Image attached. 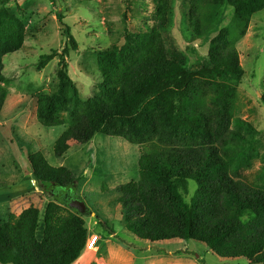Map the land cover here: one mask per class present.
<instances>
[{
    "label": "rangeland",
    "instance_id": "rangeland-1",
    "mask_svg": "<svg viewBox=\"0 0 264 264\" xmlns=\"http://www.w3.org/2000/svg\"><path fill=\"white\" fill-rule=\"evenodd\" d=\"M256 4L245 34L234 44L244 74L238 85L236 114L257 130L259 155L242 173L250 179L264 167V0ZM185 0H172L164 27L153 23L151 0H8L0 2V76L7 96L0 112V227L13 226L39 242L55 241L64 223L80 215L87 240L72 264H249L244 258H222L189 238L196 195L204 182L227 166L209 159L200 167L140 158L138 145L94 132L82 119L69 125H42L38 98L51 95L57 108L103 95L105 81L98 54L125 55L136 38L157 32L170 54L192 68L206 58L209 44L227 34L233 8L224 4L215 29L193 40ZM76 42L71 49L64 34ZM53 59L37 68L40 56ZM71 80L60 88L57 71ZM2 84V82H1ZM154 125L172 137L162 116L150 111ZM38 153L54 169L69 168L77 182L72 196L83 200L92 214L81 215L40 190L29 172L28 155ZM137 181L171 201L179 214V234L171 241L150 243L136 238L122 225L123 209L116 187ZM94 236L96 248H89Z\"/></svg>",
    "mask_w": 264,
    "mask_h": 264
},
{
    "label": "trees",
    "instance_id": "trees-1",
    "mask_svg": "<svg viewBox=\"0 0 264 264\" xmlns=\"http://www.w3.org/2000/svg\"><path fill=\"white\" fill-rule=\"evenodd\" d=\"M151 1L154 25L164 27L172 0ZM224 4L233 8L228 32L211 40L206 58L192 68L170 54L160 34L143 33L136 38V48L125 55L98 54L105 81L103 95L74 101L64 109L57 108L51 95H42L36 117L45 126L82 119L94 132L138 145L140 158L190 168L200 167L208 159L216 165L226 162V167L202 184L193 207L186 211L189 238L222 258L264 264V167L251 179L242 173L259 155V132L235 111L244 71L234 44L247 31L256 1L184 2L193 40L215 29ZM64 34L71 49H76L68 28ZM53 57V52L40 56L37 68L42 69ZM57 76L60 88L71 83L63 70ZM6 96V79L0 76V112ZM261 100L264 102V95ZM150 111L166 119L169 129L180 136L157 129ZM28 164L32 178L46 195L64 205L68 197L75 198L71 194L77 182L69 168H51L38 153L28 155ZM116 190L124 229L150 243L178 237V211L163 194L134 180L119 184ZM87 234L80 215L69 218L58 239L50 242L36 241L13 226L0 227V264H72L84 250Z\"/></svg>",
    "mask_w": 264,
    "mask_h": 264
},
{
    "label": "water",
    "instance_id": "water-1",
    "mask_svg": "<svg viewBox=\"0 0 264 264\" xmlns=\"http://www.w3.org/2000/svg\"><path fill=\"white\" fill-rule=\"evenodd\" d=\"M65 204L67 205V207H69L72 210H75L76 212H78L81 215L92 214L90 209L87 207V205L85 204V202L83 200L68 197L65 200Z\"/></svg>",
    "mask_w": 264,
    "mask_h": 264
},
{
    "label": "built area",
    "instance_id": "built-area-1",
    "mask_svg": "<svg viewBox=\"0 0 264 264\" xmlns=\"http://www.w3.org/2000/svg\"><path fill=\"white\" fill-rule=\"evenodd\" d=\"M97 242H98V237L94 236L89 244V248H93V249L96 248Z\"/></svg>",
    "mask_w": 264,
    "mask_h": 264
}]
</instances>
